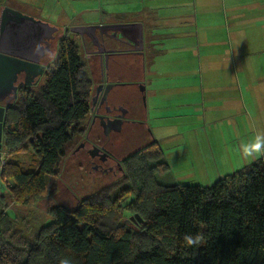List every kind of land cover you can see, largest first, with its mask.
<instances>
[{"label":"trees","instance_id":"1","mask_svg":"<svg viewBox=\"0 0 264 264\" xmlns=\"http://www.w3.org/2000/svg\"><path fill=\"white\" fill-rule=\"evenodd\" d=\"M91 78L69 38L45 71L42 85L17 87L5 107L0 165L1 207L34 205L46 192L45 176L77 143L88 113ZM0 148V149H1ZM31 151L28 166L14 160ZM155 140L127 155L116 181L81 198L74 209L54 205L52 221L17 228L0 211V264H264V156L209 186L163 184L168 170ZM137 218L126 222L130 216ZM204 242L186 247L185 234Z\"/></svg>","mask_w":264,"mask_h":264},{"label":"crops","instance_id":"2","mask_svg":"<svg viewBox=\"0 0 264 264\" xmlns=\"http://www.w3.org/2000/svg\"><path fill=\"white\" fill-rule=\"evenodd\" d=\"M11 1L15 10L58 28L92 23L64 22L81 15H125L124 22L141 23L145 120L160 148L203 144L213 157L221 126L224 147H237L264 116V0ZM164 119L174 127L159 122Z\"/></svg>","mask_w":264,"mask_h":264},{"label":"rangeland","instance_id":"3","mask_svg":"<svg viewBox=\"0 0 264 264\" xmlns=\"http://www.w3.org/2000/svg\"><path fill=\"white\" fill-rule=\"evenodd\" d=\"M11 6H14L11 0H0V9L3 7L15 9ZM20 12L31 15V13H27L26 10ZM123 16L107 14L101 15L98 18L95 17L91 20H86V17L81 15L74 19H66L64 22L67 24L83 22L105 24L107 22L126 20L124 19L126 16ZM68 36L72 38L73 34L68 32ZM118 91L127 99L130 97L133 99L131 103L128 104L130 116L135 119L144 120L147 111L145 95L144 100H142V97L135 91L133 86L119 87ZM125 106L127 108V105ZM262 113H264V111H262ZM159 122H166L168 126L171 125L169 124L170 120L164 119ZM248 124L250 127L251 124L249 122ZM254 126L255 133L252 132L253 130L250 127L251 132H248V134L250 133L248 136L249 138H252L254 134L264 133V116H260L259 119L255 120ZM170 127L172 128L174 125ZM221 129H223V132H219V140H217L216 144L214 143L213 149L210 148L211 155L214 154L215 157L209 156V147L203 144H200L202 147L199 150L195 147L197 144L194 143L195 145L193 148V146L189 147L187 143L181 141H173L161 147L163 153L162 159L167 163L168 170L165 173L156 174V179L163 184L169 185L187 184L209 186L217 179L239 170L257 159H243L241 157V161L239 162V156L235 150L236 146L230 145L229 143L228 148L224 147L223 142L227 139L225 134L227 131L224 129V125L221 126ZM151 140H154V131L152 127H145L138 123H125L119 131L112 130L106 139L107 147L117 158L127 156ZM231 153H236L237 158H235V154H232L234 156L227 155ZM4 156L5 154L1 148L0 165L2 164ZM33 158L31 151H27L18 153L14 160L21 162L26 167L32 162ZM117 177H114L112 174L89 172L88 167L82 166L78 158H66V156H64L59 165L58 175L45 176L47 192L34 205L24 206L12 204L8 196L4 194L8 202V207L3 209L0 205V211L5 210L11 217H14L18 229H26L28 231L36 230L41 225L52 221V217L47 213L50 207L54 205H63L68 210H72L81 198L112 181H116L118 179Z\"/></svg>","mask_w":264,"mask_h":264},{"label":"flooded vegetation","instance_id":"4","mask_svg":"<svg viewBox=\"0 0 264 264\" xmlns=\"http://www.w3.org/2000/svg\"><path fill=\"white\" fill-rule=\"evenodd\" d=\"M122 22L124 21H113L105 24ZM69 27L58 28L54 39L51 40L49 51L40 61L44 65L43 73L40 76H35L29 85L19 83L17 87L42 85L45 71L57 52L59 40L63 37L69 38L68 32H71ZM71 33L73 37L69 39L79 48L82 62L91 78V88L87 117L79 126L78 129L81 132L77 134V143L69 151L66 158H78L82 166L88 167L89 172L112 174L114 177L119 176L117 178H120L123 174L121 164L126 156L117 158L111 153L106 141L109 134H104L103 127L104 125L110 128L119 126L121 129L125 123H138L147 127L145 119L139 120L130 116L128 104L133 99L131 97L127 99L118 91L119 87L133 86L144 100L142 75L145 61L144 35L141 45L136 30L132 28L113 30L96 28L91 31L92 34L94 33L93 36L87 33L83 35ZM140 46H142L141 49L138 48ZM22 80L23 76L21 75L19 81ZM0 104L4 105V102ZM121 112H125V114L120 118L121 121L117 122L116 119Z\"/></svg>","mask_w":264,"mask_h":264},{"label":"water","instance_id":"5","mask_svg":"<svg viewBox=\"0 0 264 264\" xmlns=\"http://www.w3.org/2000/svg\"><path fill=\"white\" fill-rule=\"evenodd\" d=\"M96 28L101 30L135 29L142 45L143 30L142 24L139 22L72 25L69 30L80 35L87 33L93 36L94 33L92 34L91 31ZM57 31V26L26 13L10 7L0 9V103L4 102V105L0 104V148L5 106L16 98L17 85L19 83L29 85L35 76H40L43 73L44 65L40 61L49 51L50 42L54 39ZM138 48L141 49L142 46ZM21 75L23 80L20 82L19 76ZM124 114L125 112H121L116 121L120 122V118ZM112 129L119 131L120 127L110 128L104 125L103 132L108 135ZM3 191H5V186L0 179V192ZM134 218L142 222L137 214L130 216L126 222H130Z\"/></svg>","mask_w":264,"mask_h":264},{"label":"clouds","instance_id":"6","mask_svg":"<svg viewBox=\"0 0 264 264\" xmlns=\"http://www.w3.org/2000/svg\"><path fill=\"white\" fill-rule=\"evenodd\" d=\"M243 159H254L264 156V133H257L247 141H241L235 149ZM204 242L201 233L185 234L183 243L186 247H198ZM59 264H71L70 259L63 258Z\"/></svg>","mask_w":264,"mask_h":264},{"label":"built area","instance_id":"7","mask_svg":"<svg viewBox=\"0 0 264 264\" xmlns=\"http://www.w3.org/2000/svg\"><path fill=\"white\" fill-rule=\"evenodd\" d=\"M2 163H3V161H2Z\"/></svg>","mask_w":264,"mask_h":264}]
</instances>
